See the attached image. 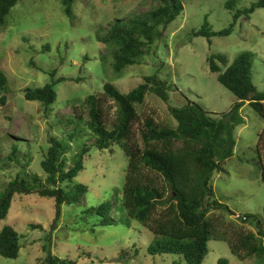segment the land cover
Wrapping results in <instances>:
<instances>
[{
    "label": "rangeland",
    "instance_id": "rangeland-1",
    "mask_svg": "<svg viewBox=\"0 0 264 264\" xmlns=\"http://www.w3.org/2000/svg\"><path fill=\"white\" fill-rule=\"evenodd\" d=\"M181 1L182 13L164 29L163 36L138 63L121 73L114 72L113 52L98 36L119 19L154 9L160 0H73L74 17L66 14L63 0H20L11 9L6 23L0 25V69L9 79L7 104H0L1 188L24 171L29 176L37 173L45 182L42 160L51 137L69 145L66 157L71 166L78 150L75 147L94 139L85 127L89 111L85 99L101 94L107 82L122 92L136 88L146 75L159 74L174 84L177 88L170 91L169 101L149 94L143 107L145 113L156 109L160 119L171 126L176 125V120L170 105L180 107L191 100L207 111L221 114L238 100L218 80L219 73L211 71V54L226 56L230 64L239 53L252 52L253 81L259 91H264V8L241 17L229 35L208 40L193 33L207 21L214 31L228 28L234 12L225 7L226 0ZM254 1L242 0L238 8L249 7ZM55 69L57 101L46 107L40 101L28 100L24 89L52 83L51 72ZM74 102L84 114L81 125L86 132L71 140L68 132L74 125L65 126L61 120L74 116ZM241 114L245 122L236 128L235 155L215 170L211 180L214 199L224 208L212 213L220 219L218 231L230 240L236 238L237 231H259L255 224L242 221L245 215L262 219L264 233V180L261 151L257 149L264 120L248 101ZM14 145L19 147L16 160H8ZM87 155L85 169L76 183L89 186L86 202L92 208L111 196L116 198L125 183L128 157L119 145L104 151L94 147ZM3 163L7 166L2 167ZM84 210L77 213L76 205L67 203L60 219L54 222L53 197L16 194L7 218L0 220V231L4 225H12L20 233L22 248L17 259L0 255V264H42L48 247L55 256L78 264H187L183 255L150 254L153 233L138 221L131 219L130 227L122 221L100 226L98 216ZM34 224L38 227L34 228ZM259 237L264 242V234ZM221 258L229 260V264L264 262V257L257 256L241 260L232 253L228 240L213 238L203 264H219Z\"/></svg>",
    "mask_w": 264,
    "mask_h": 264
},
{
    "label": "trees",
    "instance_id": "trees-1",
    "mask_svg": "<svg viewBox=\"0 0 264 264\" xmlns=\"http://www.w3.org/2000/svg\"><path fill=\"white\" fill-rule=\"evenodd\" d=\"M19 1L0 0V25L6 23L11 9ZM72 1L63 0V4L66 14L74 17ZM241 1L225 2V7L234 12L233 22L228 28L214 31L207 21L193 35L204 36L208 40L218 35H229L241 17L250 16L257 8H264V0L238 8ZM183 9L181 0H160L154 9L133 13L129 18L111 24L98 38L113 52L114 72L121 73L126 67L138 63ZM208 61L211 71L219 73L218 80L238 98L228 111L214 114L201 104L188 100L183 106L168 107L176 120V125L171 126L170 122L160 119L156 109L145 113L143 107L149 94L169 101L170 91L177 88L174 84L159 74L144 76V82L129 92H122L115 84L107 82L101 94H92L85 99L89 110L85 127L94 139L75 147L78 150L70 166L66 157L69 145L51 137L42 160L45 182L37 173L29 176L24 171L16 174L7 187H0V220L7 218L16 194L38 193L55 199L54 222L60 219L62 207L67 203L75 204L77 213L85 209L86 214H96L100 226L122 221L130 227L132 220L138 221L153 233L154 239L148 246V252L153 255H183L187 264H203L209 253V241L214 238L228 240L232 253L241 260L264 257V242L259 237L264 234L261 229L263 220L259 217L245 215L242 218V221L259 227V233L241 230L236 232L234 240H230L218 231L220 219L212 210L224 208L214 199L211 185L215 170L235 155L236 128L245 122L241 109L247 101L264 120V91H259L253 81L252 52L239 53L230 64L226 56L217 54H211ZM56 74L57 69L51 72L52 83L35 89L26 87L25 97L40 101L46 107L54 104L58 98ZM8 82L6 73L0 69L1 105L8 101L5 95ZM72 105L74 116L61 121L65 126L74 125L68 132L69 139L74 140L83 137L86 128L81 125L84 114L79 112L75 102ZM45 110L48 111L47 108ZM113 145H119L128 157L125 183L116 192V198L111 196L91 208L86 202L89 186L76 183V179L85 169L86 155H91L94 147L104 151ZM257 149L263 157L264 180V130L259 136ZM18 151V145H14L7 159L16 160ZM6 166L3 163L2 167ZM126 216L127 220L124 219ZM21 248L20 233L12 225H4L0 231V255L17 259ZM47 251L42 264H78L73 259L55 256L49 247ZM219 264H229V260L221 258Z\"/></svg>",
    "mask_w": 264,
    "mask_h": 264
}]
</instances>
